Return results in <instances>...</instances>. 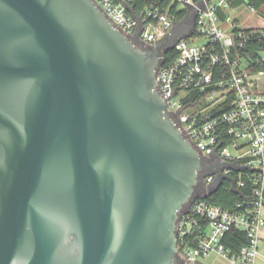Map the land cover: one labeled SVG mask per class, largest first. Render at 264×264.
<instances>
[{
  "label": "water",
  "instance_id": "1",
  "mask_svg": "<svg viewBox=\"0 0 264 264\" xmlns=\"http://www.w3.org/2000/svg\"><path fill=\"white\" fill-rule=\"evenodd\" d=\"M197 10L152 46L95 0H0V264H184L181 213L257 169L200 153L160 93Z\"/></svg>",
  "mask_w": 264,
  "mask_h": 264
},
{
  "label": "built area",
  "instance_id": "2",
  "mask_svg": "<svg viewBox=\"0 0 264 264\" xmlns=\"http://www.w3.org/2000/svg\"><path fill=\"white\" fill-rule=\"evenodd\" d=\"M202 1L206 10H197L192 35L163 54L160 93L200 153L217 148V159L257 169H222L242 200L233 210L207 202L206 195L196 197L177 223L178 249L184 264H201L212 252L232 264H255L264 228V69L254 67L264 59L263 50L253 58L244 49L253 41L264 43V25L240 27L229 0H148L137 11L134 0L95 3L123 34H138L140 42L156 46L183 19L181 11L188 14L190 5ZM214 180L215 174H206L203 185ZM245 188L248 197L241 192ZM232 232L245 234L249 243L238 251L228 247L225 239Z\"/></svg>",
  "mask_w": 264,
  "mask_h": 264
},
{
  "label": "trees",
  "instance_id": "3",
  "mask_svg": "<svg viewBox=\"0 0 264 264\" xmlns=\"http://www.w3.org/2000/svg\"><path fill=\"white\" fill-rule=\"evenodd\" d=\"M136 3L137 8L135 10L143 8L148 0H134ZM231 5L233 7H238L243 4H247L250 7H254L256 10L261 7L262 4H264V0H229ZM179 18H183L184 14L183 11L180 12ZM262 25H264V20H262ZM246 52L251 54L253 58L257 56L258 50H264V43L253 41L252 44L248 43L246 45V48L244 49ZM170 55L167 54L166 58H168ZM255 70L258 69H264V64L262 66H255ZM241 192L244 194V196L248 197L249 193L247 192V188L241 189ZM204 199L212 204L222 206L224 208L228 209H235L236 208V202L242 200L240 197V193L235 191V189L232 188V185L229 181L225 180L223 185L214 192L211 196H206ZM225 243L228 247H231L233 250L238 251L243 245H246L249 243L248 238L245 234L239 233V232H232L229 235V238L225 239Z\"/></svg>",
  "mask_w": 264,
  "mask_h": 264
},
{
  "label": "rangeland",
  "instance_id": "4",
  "mask_svg": "<svg viewBox=\"0 0 264 264\" xmlns=\"http://www.w3.org/2000/svg\"><path fill=\"white\" fill-rule=\"evenodd\" d=\"M214 3H217L219 0H212ZM230 15L232 18H236L240 27H259L262 25V20H264V4L255 11L251 9L247 4H243L238 7H233L230 10ZM202 40H195V42H199ZM262 58L264 59V50L260 53ZM264 82V75H263ZM201 264H232L225 257L212 252L208 256L204 258H200Z\"/></svg>",
  "mask_w": 264,
  "mask_h": 264
},
{
  "label": "crops",
  "instance_id": "5",
  "mask_svg": "<svg viewBox=\"0 0 264 264\" xmlns=\"http://www.w3.org/2000/svg\"><path fill=\"white\" fill-rule=\"evenodd\" d=\"M255 264H264V228L260 234L259 255Z\"/></svg>",
  "mask_w": 264,
  "mask_h": 264
},
{
  "label": "flooded vegetation",
  "instance_id": "6",
  "mask_svg": "<svg viewBox=\"0 0 264 264\" xmlns=\"http://www.w3.org/2000/svg\"><path fill=\"white\" fill-rule=\"evenodd\" d=\"M201 188V187H200Z\"/></svg>",
  "mask_w": 264,
  "mask_h": 264
}]
</instances>
